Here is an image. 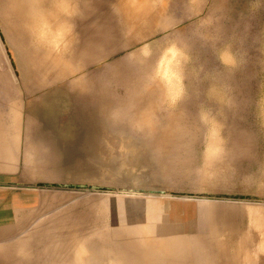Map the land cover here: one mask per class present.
<instances>
[{
  "label": "rangeland",
  "instance_id": "374dc122",
  "mask_svg": "<svg viewBox=\"0 0 264 264\" xmlns=\"http://www.w3.org/2000/svg\"><path fill=\"white\" fill-rule=\"evenodd\" d=\"M56 1L0 0V264H66L38 251L79 233L128 264H264V0H153L157 23ZM140 98L161 133L121 112Z\"/></svg>",
  "mask_w": 264,
  "mask_h": 264
},
{
  "label": "bare ground",
  "instance_id": "6f19581e",
  "mask_svg": "<svg viewBox=\"0 0 264 264\" xmlns=\"http://www.w3.org/2000/svg\"><path fill=\"white\" fill-rule=\"evenodd\" d=\"M77 1L78 0H57L56 1V3H55V6L57 7V9H58V11L60 12V13H62L63 14V16L67 13H72L74 10H76L79 6H78V3H77ZM151 1H153V0H124L123 1V3H122V8H123V13L125 14V17L128 19V21H130V22H141V21H144V23L146 22V21H148L149 19L151 20V21H148V22H152V23H157L158 22V20L160 19V17L162 16V12L161 11H153V10H151L150 9V6H152V2ZM5 4V3H4ZM34 5H36V4H34ZM78 6V7H77ZM8 8H9V3L8 2H6V4H5V7H4V10L6 11V10H8ZM33 11V10H32ZM29 13V12H28ZM169 16H167V18H166V21L168 22L169 21V18H168ZM165 19V18H164ZM171 20V19H170ZM29 21V20H28ZM11 22H13L14 23V25H16L17 24V22H16V19H14V18H11ZM147 22V23H148ZM142 23V22H141ZM138 24V23H137ZM140 24V23H139ZM154 25V24H153ZM138 26V25H137ZM149 26H152V25H149ZM143 27V26H142ZM157 27V26H156ZM15 28L19 31H21V27H19V24H17L16 26H15ZM44 28V27H43ZM135 28H137V27H135ZM151 28H153V27H151ZM72 26H71V23L67 20V19H65V21H64V25L60 28V37H59V43H60V47H59V54L61 55V54H65V51H66V49L68 48V45L70 46L71 45V31H72ZM142 29V28H141ZM154 29V28H153ZM156 29V28H155ZM137 30V29H136ZM140 30V29H139ZM137 33H139L138 31H136ZM73 34V33H72ZM94 35V34H93ZM93 35H92V37L91 38H94L93 37ZM48 36H55V33H53V32H51V33H49L48 34ZM48 36H45L44 35V37H43V39H48ZM94 36H96V35H94ZM52 38V37H51ZM96 38V37H95ZM99 38H100V36H99ZM103 38V37H102ZM106 39H108V38H106ZM95 41H98L97 39H94ZM92 41V44H93V42H94V44H95V41ZM103 40V39H102ZM82 41V40H81ZM91 41V40H90ZM89 41V42H90ZM101 41V40H100ZM99 41V42H100ZM88 42V41H87ZM86 42V44H89V42L87 43ZM91 43V42H90ZM80 44V43H79ZM93 44V45H94ZM99 44V43H98ZM98 44H96L97 45V48H100L99 46H98ZM81 45V44H80ZM100 45V44H99ZM85 45H83V47H84ZM90 47V46H92V45H87V47ZM82 46H81V50H83L82 52H85L86 51V53H87V49L84 51V49L85 48H83ZM88 47V49H92V48H94L93 50H97V49H95V47H90L89 48ZM104 47H106V46H104ZM102 48V47H101ZM104 49V48H103ZM106 49V48H105ZM92 50V51H93ZM101 50V49H100ZM108 50V48L106 49V51ZM90 51V52H89ZM88 52L89 53H91V50H89ZM95 51L93 52V57H94V53H95ZM80 51L78 50V53H79ZM97 53L99 52V50H97L96 51ZM102 53H104L105 52V50H104V52L103 51H101ZM109 52V51H108ZM81 53V52H80ZM85 53V54H86ZM89 53L88 54H86L87 56H89L90 57V61L93 59V57L91 58V56L89 55ZM102 53H100L99 52V54L98 55H101ZM106 53V52H105ZM84 54V53H83ZM85 54H84V56H85ZM81 55H82V53H81ZM80 55V56H81ZM92 55V54H91ZM104 55V54H103ZM107 55V54H106ZM66 56V55H65ZM83 56V55H82ZM87 56H85V58H83V60L84 59H86V57ZM88 57V58H89ZM82 59V58H81ZM88 60V59H87ZM94 60H95V58H94ZM94 60H92V61H94ZM85 62H86V60H84ZM91 61V62H92ZM88 62H89V60H88ZM87 63V62H86ZM57 64V68H62L63 67V65L64 66H69V67H71L72 65L71 64H67V63H62V60H60V58H59V63H56ZM172 67H173V63H172ZM87 73H88V75L85 73V74H82V75H79L78 76V81L76 82L77 84H75V85H77V87H87V86H91V85H94V86H96V77L95 76H97L93 71H86ZM61 74V73H60ZM147 86H149V87H154L153 85V83H148V84H146ZM137 87V86H136ZM136 87L134 88V89H136ZM138 88V87H137ZM158 92V91H157ZM157 92H155V89L154 88H149L147 91H146V93H148V94H150V95H152V99H155L156 97H155V94L157 93ZM145 93H143V95H144ZM142 95V96H143ZM150 98V97H149ZM149 98H140V99H142V101H140V100H138V101H140V103L138 102V104H139V110H137V111H139L138 113H136V109L134 110L135 111V113H134V115H132L133 113L131 112L132 111V105L130 106V104H131V101L129 100V102L127 103V105H126V107H125V109H123V111H121L122 113H126V115H127V118L128 119H131V116H133V117H135L136 118V124H137V126H138V129L141 131V132H143L144 134H147V133H149L150 131H154V132H158V133H161L162 132V130L160 129V127L159 126H163V124H162V120L164 119V114L162 113H160L159 114V112H158V114L156 115V118H155V122H154V124H152L151 123V120H152V117H151V110H150V108H152L153 107V105H155L156 103H154L155 101L154 100H152V101H149L148 99ZM137 101V100H136ZM137 103V102H136ZM135 103V104H136ZM134 106V105H133ZM116 111H118L117 109H115ZM116 111H113V113H114V116L111 118V120H116L117 118H119V116H120V112H116ZM133 111V112H134ZM167 118H169V117H167ZM132 120V119H131ZM162 121V122H161ZM133 122V121H132ZM129 123V122H128ZM124 124V123H123ZM107 125V124H106ZM121 126H119V128H120ZM97 130V132H99V128L97 127L96 128ZM120 130V129H119ZM126 130V129H125ZM53 139H55L54 137H52L51 136V139L50 140H52V141H54ZM55 145H56V142H55ZM91 145H92V142H91ZM56 147V146H55ZM92 147V146H91ZM70 149V148H69ZM69 149H68V151H69ZM59 150H60V148H59ZM70 155V154H69ZM66 161H67V159H65ZM153 160V159H152ZM64 161V160H63ZM92 162H93V160H92ZM94 169V168H93ZM92 169V170H93ZM97 169V168H96ZM99 169V168H98ZM91 170V171H92ZM90 175V174H89ZM156 210H159V209H156ZM77 235V236H76ZM76 235H72L74 238L72 239V240H70L69 238H70V235L68 236L69 238L68 239H66V241L65 242H67V240H68V242H70V243H65L64 242V240L65 239H59V244L61 243L62 244V241H63V245H61V247L62 246H64V247H60V245L58 246V243H54L53 242V245H55L56 244V249H53L54 247L52 246V244H50V242L49 243H47V244H49V247H50V245H51V247H52V249L50 248L49 249V247H46V248H48L49 249V251H44V250H47L46 248L44 249V250H41V251H38V253H40V252H44V254H46V255H44V256H49L50 257V255H51V257H53V259H57V261L58 262H67L66 264H128V260L127 259H125V257L123 256V252H122V249L121 248H119L118 246H113V247H111V239L109 240V238H107V240H109L110 241V243H108L109 241H106L105 243H107L106 245H104V241L106 240V237H104L103 236V238L105 239L104 241L102 240V242H103V244L99 247L98 246V248L100 249V250H98L96 247L97 246H94L93 244H95V242L93 243V242H91V240L89 239L88 240V238H93V235L92 236H90V235H86L85 237H84V234H76ZM78 235H82L81 237H78ZM89 236V237H88ZM78 237V238H77ZM82 237H84V238H82ZM72 238V237H71ZM91 238V239H92ZM76 239V240H75ZM60 240H61V242H60ZM70 240V241H69ZM92 241H94V240H92ZM73 242V243H72ZM52 243V242H51ZM93 243V244H92ZM97 244V243H96ZM95 244V245H96ZM108 244H110L109 246H107ZM70 245V246H69ZM112 245H113V243H112ZM65 246H68V247H65ZM95 247L96 249L94 250L93 249V247ZM59 247V248H58ZM74 248L73 249V251L71 250V248ZM102 247V248H101ZM261 247L263 248V250H264V240H263V242H262V245H261ZM61 248V249H60ZM261 248V249H262ZM52 250V251H51ZM98 250V252H96ZM53 251L55 252V253H53ZM72 251V252H71ZM43 252L41 253V255L43 254ZM49 252H50V255H49ZM69 252H71V254H69L70 256H68L67 257V255H68V253ZM47 253H48V255H47ZM98 253V254H97ZM39 255V254H38ZM43 256V255H42ZM48 257V258H49ZM50 257V258H51ZM99 257V258H98ZM104 257V258H103ZM44 259V258H43ZM100 259H102V260H100ZM49 260V259H48ZM45 261H46V259H45ZM108 262L109 261V263H104V262Z\"/></svg>",
  "mask_w": 264,
  "mask_h": 264
}]
</instances>
